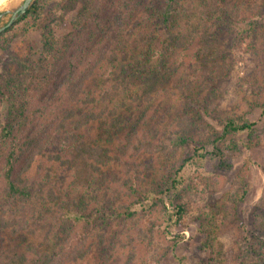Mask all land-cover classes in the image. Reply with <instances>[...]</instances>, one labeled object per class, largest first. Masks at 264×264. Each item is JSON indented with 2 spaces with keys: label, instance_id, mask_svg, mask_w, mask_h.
<instances>
[{
  "label": "rangeland",
  "instance_id": "374dc122",
  "mask_svg": "<svg viewBox=\"0 0 264 264\" xmlns=\"http://www.w3.org/2000/svg\"><path fill=\"white\" fill-rule=\"evenodd\" d=\"M41 1L42 18L36 27L26 31L16 28L0 41V122L5 117L12 119V139L16 142L33 126L39 128L43 117L38 111L47 112L58 99L56 88L65 77L68 59L79 49L97 50L111 37L108 35H119L136 44L143 57L137 62V76L127 75L131 72L122 76L110 87L101 107L115 109L118 117L133 123L128 129L131 143L124 155L115 153L117 160L102 168V175L91 178L89 187L79 185L77 190L72 186L71 171L49 167L36 158L29 172L37 198L45 199L51 190L57 204L82 202L81 222L73 228L62 224L53 227L47 224L52 213L40 222L45 204L33 197L21 214L27 218V228L32 227V235L20 229L16 238L8 232L7 243L22 241L48 250L53 247L54 230L67 246L89 248L83 259L59 264H237L244 252L242 238L252 231L254 219L264 210V116L256 107L264 98V0H187L179 19L172 18L179 29L156 39L152 33L140 38V28L145 27L140 11L119 26L120 18L111 11L97 23L89 22L84 10L87 0ZM160 1L149 0L151 9ZM23 2L0 0V13L14 11ZM231 6L237 8L239 20L218 21L215 12ZM249 21L256 23L254 32ZM180 29L187 32L180 34ZM243 30L247 35L241 33ZM46 38L52 40V49L44 46ZM206 61H224L229 66L225 77L215 80L204 74L200 65ZM11 95H17L19 107L22 103L23 117L8 115ZM240 116L254 126L237 138L236 151L231 152L228 143L220 147L232 164L225 173L214 168L218 160L212 154V142L224 120ZM185 118L190 123V142L173 150V140ZM102 128L101 123H95L75 136L89 144L102 139L108 148L124 141L127 130L108 137ZM8 146L0 141V168ZM194 148L203 149V160L193 156ZM189 157L193 160L184 163ZM242 186L247 194L235 209L232 201ZM165 187L168 192L162 195ZM221 203L225 209L215 218L214 249L220 247L216 255L203 249V237L197 231L200 216L213 215ZM171 205L185 209L178 225L169 222ZM126 208L137 212L135 219L143 231L152 223L157 230L146 238L139 237L124 217ZM37 221L40 223L34 224Z\"/></svg>",
  "mask_w": 264,
  "mask_h": 264
},
{
  "label": "trees",
  "instance_id": "16d2710c",
  "mask_svg": "<svg viewBox=\"0 0 264 264\" xmlns=\"http://www.w3.org/2000/svg\"><path fill=\"white\" fill-rule=\"evenodd\" d=\"M186 1L161 0L158 7L151 9L149 0H120L116 3L109 2V0H87V6L84 7V10L89 22L95 23L102 18L106 11L108 13L111 11L120 18L119 26L122 25L121 21H127L137 11H140L142 15L140 20L145 26L140 28L142 32L140 38H147L145 33H152L153 38L156 39L161 34L167 35L168 32L179 29V26L173 24L172 18L179 19L181 6ZM41 2V0H33L24 16L0 34V41L16 28L26 31L36 27L42 18ZM149 16L154 18H149ZM215 16L218 21L225 23L239 20L238 10L233 6L217 10ZM112 20L110 19L107 23H111ZM255 24L252 21H249L248 24L253 32L255 31L253 29ZM180 28H184V25H181ZM178 32L185 34L187 30L180 29ZM241 33L247 35V30H243ZM109 36L111 37L106 39L97 50L93 49L90 52L84 48L79 49L77 54L68 59L65 77L56 88L58 99H55L47 112L38 111L43 117L39 128L33 126L28 134L16 142L12 139L14 133V128L10 124L12 119L5 117L0 122V141L5 144L9 143L0 168V264L76 262L83 259L88 252L89 248L82 244L74 247L67 246L64 239L59 237L56 234L57 231L54 230H52L53 247L48 250H42L22 241L17 244H9L5 235L10 233L11 236L18 238L20 229L27 230L31 234L32 227L27 228V218L21 214L22 210L25 209L23 206L30 203L33 197L37 198L34 177L29 172L36 158L39 157L42 161L44 160L49 167L57 165L64 171H71L73 173L72 186L77 190L76 187L79 185H83L84 188L89 187L90 180L95 174L102 175V168L107 167L111 161L117 160L118 157L115 153L117 152L120 156L124 155L127 146L130 145L131 137L128 129L133 126V123L131 124L129 120L123 117H118L115 109L106 111L101 107V104L106 93L110 91V87L121 80L122 76L128 72L132 73L127 74L129 76H137V62L141 61L143 56L141 57L138 52L136 44H130L129 41L119 35ZM44 46L52 49V40L46 38ZM200 69L204 74L213 76L215 80H222L229 70V66L224 61L221 63L206 61L201 63ZM262 90L264 92V86ZM10 99L11 101L8 103L10 118L14 117V114L23 117L25 110L22 103H20V107L17 105L19 103L17 95H11ZM52 106H54L53 112L51 111ZM256 107L264 116V98L257 102ZM12 112L15 113L12 114ZM95 123L102 124L104 136L107 135L108 137L117 136L122 130H127L123 136L124 141L119 142L115 148H108L103 145L102 139L98 140L99 143L89 144L79 136H75L78 131L85 130ZM189 125V119H182L176 132L177 137L173 140V150L184 148L189 144L190 138L187 135ZM220 125L221 132L212 142V154L218 160L214 168L226 173L232 168L231 159L224 156V149L221 150L220 147L228 143L230 144L228 149L231 152L236 151L237 138L241 134L251 131L254 124L240 116L235 120H224ZM202 151V148H194L193 156L203 160L204 155L200 153ZM110 153H113L112 157H110ZM191 160L193 158L189 157L184 163ZM184 163L178 167L177 173L181 171ZM166 192H168L167 187L161 194ZM84 194L90 193L84 190ZM246 194V187L242 186L235 200L232 201L235 209L243 202ZM142 198L146 200V197L143 196ZM38 200L40 201L39 204H45L44 211H40L43 212L39 215L40 222L46 220L47 214L51 213L52 220L47 224L53 227L62 224L73 228L81 222L79 215L84 211L82 202L69 200L57 204V199L51 190L46 192L45 199L40 197ZM15 205L16 207L22 205V207L17 210ZM171 206L172 214L169 215V222L178 225L185 216V209L181 205ZM224 209L225 205L221 203L213 209L215 211L213 215L203 213L199 219L197 232L203 237L202 247L213 250L216 255H218L220 247L217 250L214 249L217 228L215 218L224 212ZM102 216L106 217L105 214ZM136 216V211L130 212L126 208L124 217L133 226L139 237L146 238L147 234L151 235L154 230H157L158 226L152 223L150 228L143 231L137 224ZM32 217L35 215L33 214ZM40 222L37 221L34 224L38 225ZM242 240L244 252L237 264H264V210L257 214L253 221L252 231L247 232ZM80 242L82 241L80 240Z\"/></svg>",
  "mask_w": 264,
  "mask_h": 264
},
{
  "label": "water",
  "instance_id": "95a60500",
  "mask_svg": "<svg viewBox=\"0 0 264 264\" xmlns=\"http://www.w3.org/2000/svg\"><path fill=\"white\" fill-rule=\"evenodd\" d=\"M33 0H24L22 5L14 10H6L2 13H0V34L10 26H12L16 21H18L21 17L24 16V14L28 11L32 4ZM6 15H10V17L7 19Z\"/></svg>",
  "mask_w": 264,
  "mask_h": 264
}]
</instances>
